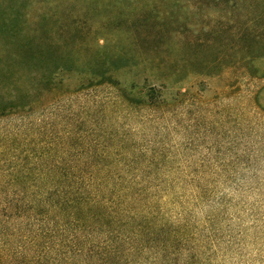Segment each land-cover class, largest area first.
I'll list each match as a JSON object with an SVG mask.
<instances>
[{"label": "trees", "instance_id": "obj_1", "mask_svg": "<svg viewBox=\"0 0 264 264\" xmlns=\"http://www.w3.org/2000/svg\"><path fill=\"white\" fill-rule=\"evenodd\" d=\"M246 6L239 63L259 82L255 102L264 90V0ZM72 38L69 52H58L53 37L36 49L52 60L21 63L0 76V85L14 91L0 96V119L28 116L53 90L68 93L62 76L78 70L87 51L78 31ZM122 64L91 62L89 81L76 92L111 87L117 95L100 111L121 105L162 116L188 97L155 86L125 90L113 77ZM69 126L63 135L33 124L0 135V264H221L233 240L220 237L214 208L226 199L214 202L219 180L204 174L206 164L177 162L166 146H142L129 131ZM202 208L208 211L200 217Z\"/></svg>", "mask_w": 264, "mask_h": 264}, {"label": "rangeland", "instance_id": "obj_2", "mask_svg": "<svg viewBox=\"0 0 264 264\" xmlns=\"http://www.w3.org/2000/svg\"><path fill=\"white\" fill-rule=\"evenodd\" d=\"M255 2L0 0V76L21 63L52 60V53L40 56L36 49L53 37L61 45L58 52H69L75 30L87 49L78 57L79 69L62 76L68 93L53 90L28 116L0 119V135L31 124L35 131L63 135L74 122L81 130L129 131L142 146H166L177 162L204 163V174L219 180L214 202L226 199L214 208L220 237L233 240L221 264H264V90L254 102L251 93L259 82L243 74L239 63L241 8L256 7ZM119 59L125 64L113 77L121 88L155 86L188 97L163 116L121 105L100 111V103L116 91L76 92L75 85L89 81L85 69L91 62ZM6 89L0 85V96L14 93ZM207 211L202 208L199 216Z\"/></svg>", "mask_w": 264, "mask_h": 264}]
</instances>
